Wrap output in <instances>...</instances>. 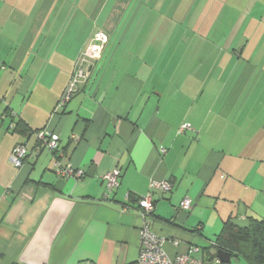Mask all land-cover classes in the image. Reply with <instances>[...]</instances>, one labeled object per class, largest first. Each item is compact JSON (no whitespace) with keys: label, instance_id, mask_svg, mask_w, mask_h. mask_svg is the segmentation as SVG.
Returning <instances> with one entry per match:
<instances>
[{"label":"crops","instance_id":"obj_1","mask_svg":"<svg viewBox=\"0 0 264 264\" xmlns=\"http://www.w3.org/2000/svg\"><path fill=\"white\" fill-rule=\"evenodd\" d=\"M98 31L101 59L57 110ZM56 160L86 176L60 178ZM159 182L172 190L144 220ZM251 219H264V0H0V264H141L146 224L169 257L210 261L224 223Z\"/></svg>","mask_w":264,"mask_h":264},{"label":"built area","instance_id":"obj_2","mask_svg":"<svg viewBox=\"0 0 264 264\" xmlns=\"http://www.w3.org/2000/svg\"><path fill=\"white\" fill-rule=\"evenodd\" d=\"M108 42L109 36L106 32L98 31L94 34L90 42L86 45L75 61L73 75L57 105V110L65 108L79 92L80 84L90 77V65L101 59ZM14 129L15 124H12L11 130ZM186 130H191V126L189 124H184L180 132H184ZM37 139L44 148L48 149L52 153L58 152L60 149L59 136L47 130L38 132ZM162 152L164 153L165 151L162 150ZM27 156L28 149L26 144H18L10 156V162L15 167H22ZM54 170L62 179L74 178L82 180L86 176V172L84 170L74 169L71 165H63L60 160H56L54 162ZM119 177V170L110 172L103 176V180L106 183L105 198H109V196L118 188L120 184ZM151 187V193L139 200V206L144 220H148L154 212L155 207L153 202V193L159 191L166 194L172 190V184L169 182L153 183ZM192 208V200L190 198H185L179 206V211L190 212ZM163 243L164 241L161 237L156 234L149 227V225H144L140 230L139 262L141 264H221L218 258L210 261H204L192 258L189 254H179L175 258H171L165 252ZM193 251L198 252L199 249L195 248Z\"/></svg>","mask_w":264,"mask_h":264},{"label":"trees","instance_id":"obj_3","mask_svg":"<svg viewBox=\"0 0 264 264\" xmlns=\"http://www.w3.org/2000/svg\"><path fill=\"white\" fill-rule=\"evenodd\" d=\"M14 131L24 135L28 128L24 123L16 122ZM151 217H156L155 212ZM210 248L227 252L232 258H243L249 264H264V219H251L244 227L233 220L226 221ZM216 257L217 253L211 259Z\"/></svg>","mask_w":264,"mask_h":264},{"label":"water","instance_id":"obj_4","mask_svg":"<svg viewBox=\"0 0 264 264\" xmlns=\"http://www.w3.org/2000/svg\"><path fill=\"white\" fill-rule=\"evenodd\" d=\"M217 258L219 259L221 264H229L231 262L232 256L227 252L218 251Z\"/></svg>","mask_w":264,"mask_h":264}]
</instances>
